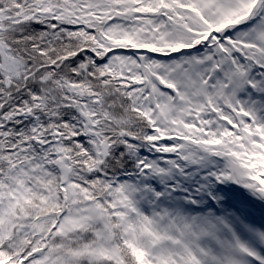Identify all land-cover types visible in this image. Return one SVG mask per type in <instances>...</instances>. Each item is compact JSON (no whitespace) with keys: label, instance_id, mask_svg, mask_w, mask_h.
Instances as JSON below:
<instances>
[{"label":"snow or ice","instance_id":"obj_1","mask_svg":"<svg viewBox=\"0 0 264 264\" xmlns=\"http://www.w3.org/2000/svg\"><path fill=\"white\" fill-rule=\"evenodd\" d=\"M0 264H264V0H0Z\"/></svg>","mask_w":264,"mask_h":264}]
</instances>
